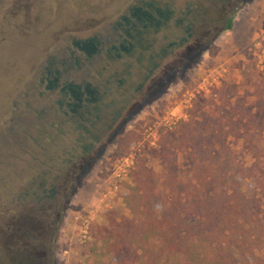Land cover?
Returning a JSON list of instances; mask_svg holds the SVG:
<instances>
[{"label":"rangeland","instance_id":"374dc122","mask_svg":"<svg viewBox=\"0 0 264 264\" xmlns=\"http://www.w3.org/2000/svg\"><path fill=\"white\" fill-rule=\"evenodd\" d=\"M198 1L0 0V217L19 209L18 193L37 176L44 154L42 143L38 146L35 140L52 138L48 146L45 142L48 154L71 150L79 138L89 144L98 132L91 126L93 120L82 125L74 114L91 110L92 98L103 86H112L117 79L133 82L124 109L63 179L61 197L69 203L55 244L57 264H88L94 240L89 228L105 224L112 209L131 215L124 193L133 184V169L144 162L158 172L163 170L161 161L152 157L149 149L156 145L161 131L188 117L193 98L203 97L207 111L219 122L228 121V115L237 119L243 114L242 104L253 102L252 91L264 75L260 62L264 0H232L219 24L225 26L232 17L238 25L233 36L227 30L217 36L214 25L198 26L189 45L173 46L145 79L138 75L142 69L137 61L141 48L120 59L108 56L107 48L120 45L126 38L124 19L129 20L133 8L148 10V2H154L157 6L169 5L178 14ZM222 8L219 4L209 12L216 16ZM251 18L259 32L255 51L243 41L253 32L248 31ZM183 35L181 28L170 22L153 34L158 43L154 46L173 43ZM238 38L243 45L234 53L245 45L251 66L241 93H237L241 84L233 76L214 70L220 64L222 48L233 45L234 40L237 43ZM208 43L219 47L217 54L204 52L192 62ZM51 121L58 123L60 130L50 127ZM130 131H136L139 137L127 145L129 138L120 137ZM229 142L240 159L252 162L240 141L231 138ZM260 144L264 146V138ZM179 158L184 170L188 168L184 155ZM244 188L253 192L254 183L247 181ZM153 208L161 216L165 205L156 201ZM22 210L27 212V207ZM53 213L51 210L48 214Z\"/></svg>","mask_w":264,"mask_h":264},{"label":"trees","instance_id":"16d2710c","mask_svg":"<svg viewBox=\"0 0 264 264\" xmlns=\"http://www.w3.org/2000/svg\"><path fill=\"white\" fill-rule=\"evenodd\" d=\"M229 1L233 4L232 0L196 2L193 5L196 19L189 14L186 17L185 10L172 12L168 22L181 28L184 35L171 45H160L161 50L153 59L157 66L173 46L189 45L198 26L210 25L213 16L210 8L219 4L223 7ZM148 10L158 18L154 10ZM132 11L129 20L124 19L126 38L120 45L107 48L110 59L137 52V46L129 52L123 48L129 47L128 41L134 40L131 34L138 30H147L152 38L155 34L152 30L156 26L143 28L142 24L148 20L144 21L139 12L133 14L134 8ZM135 24L137 31L132 29ZM160 25L156 27L158 30L164 27ZM233 27L230 17L215 33L218 36ZM148 43L145 41L144 46ZM218 50V46L208 43L198 50L192 62L204 52L215 56ZM139 51L137 61L145 69L144 51ZM153 69L142 74L143 79ZM262 80L254 92V101L242 104L243 114L237 119L228 115V121H217L207 111L205 99L195 97L188 117L159 133L149 153L161 161L163 170L158 172L144 162L133 169V184L124 193L131 215L112 209L105 224L89 228L94 240L90 244L88 264H264V146L260 144L264 138V75ZM49 126L60 130L54 121ZM101 133L96 132L89 144L84 143V138L76 139L71 150L60 153H47L45 142L48 146L51 137L42 142L35 140L38 146L42 143L44 158L36 169L37 176L18 193L19 209L0 217V264H57L55 244L69 203V199L63 201L61 197L63 179L67 178L72 164L92 148L93 142H98ZM138 137L136 131H130L120 138H129L128 145ZM231 138L240 141L251 155L250 164L239 158L230 145ZM180 154L188 167L185 170ZM247 181L254 183L253 192L244 188ZM156 201L165 205L161 216L153 208ZM25 207L27 212L22 210ZM51 210L54 213L50 216Z\"/></svg>","mask_w":264,"mask_h":264},{"label":"flooded vegetation","instance_id":"af4514ba","mask_svg":"<svg viewBox=\"0 0 264 264\" xmlns=\"http://www.w3.org/2000/svg\"><path fill=\"white\" fill-rule=\"evenodd\" d=\"M232 3L229 1L227 2L225 5H223V8L221 11L215 12L216 16L211 17V21H210V25H214L213 29L214 31H216L217 29L220 28V21H222V18L225 17V15L227 14V12L229 11V6H231ZM189 10H188V9ZM194 8V9H193ZM135 12L133 14L136 15V13H140L144 16L143 20H148V22L143 23V28H147V26L149 25H154L156 27H159L160 24H163L164 27L169 25L168 22V18L170 17V15L172 14V11L169 9V7L167 6H162V5H155L153 3H151L148 7V9L154 10L156 12V15L158 16V18H155V16L153 15V13H150L149 10H141L140 8H134ZM187 10V11H186ZM185 10V16L187 17V15H192L193 18L196 19V13L197 10L193 5H189L186 7ZM152 12V11H151ZM164 18V20L160 19ZM142 19V18H141ZM189 19V18H187ZM193 19V20H195ZM216 19V20H214ZM164 21V22H163ZM192 22V21H191ZM218 22V23H217ZM217 23V24H216ZM137 25H133L132 29L134 30H138ZM136 27V28H135ZM154 28L152 30V32L156 33L158 32V28ZM161 27V25H160ZM146 32H148L147 30H138L136 32L135 35L131 34V37L134 38V40L128 41L129 47H125L123 48L126 52L132 51L133 48L135 46H137L135 51H138L137 49L142 47L143 49V53L142 54L144 57L143 63H144V67L145 69H141L139 70V74H147L148 71L151 72L153 67H157V63H155L153 61V59L155 60V57L158 56V51L159 49L161 50V44H159L158 46L160 48H156L154 45L158 44L157 41L150 37L149 34H147ZM211 32V31H210ZM143 33H144V37H143ZM209 32H207L206 34H208ZM148 35V36H146ZM87 41H91V40H87ZM149 41L148 44H146V46H144V42ZM171 45V43H170ZM140 49V50H142ZM140 52V51H139ZM159 63V62H158ZM155 67V68H156ZM154 70V69H153ZM110 85V84H109ZM114 86V88H112ZM133 88V82L129 81L127 79H117L116 84L114 85H110V86H103L102 89L100 90H96V96H94L92 98V103H93V107L91 110L85 111L82 114H74L75 116H77V120H84L87 121L86 119H88V121L93 120L91 123V126L93 128H95V131H99L102 132L103 129H105L106 127L109 126L110 123H112V121H114V119H116V117L118 116L119 112L122 111L125 107V105L129 102L127 98L128 94L131 92ZM115 91L117 93H115ZM66 92V91H65ZM95 94V92H94ZM75 112L76 110L73 109ZM86 116H89L86 118ZM81 117V118H80ZM111 121V122H110ZM80 123H82V121H80ZM83 125V123H82ZM91 129V128H90ZM93 137H96V134H94Z\"/></svg>","mask_w":264,"mask_h":264},{"label":"crops","instance_id":"0c3cea01","mask_svg":"<svg viewBox=\"0 0 264 264\" xmlns=\"http://www.w3.org/2000/svg\"><path fill=\"white\" fill-rule=\"evenodd\" d=\"M254 24H255V21H253L251 18L250 24L248 25V31H253V32H251L250 38H249V35L246 39L243 38V41H247L250 43V46H251L250 49L253 51L256 50V47H257L256 37L259 35V32L254 29ZM263 27H264V16H263ZM236 31H238V25L237 23L234 22V27L230 30H227V32L228 33L230 32L231 36H233V34L236 33ZM241 40L242 39L238 38L237 43H235L236 41L234 40V43H232L233 45L224 46L222 48L221 54L223 55L220 57L221 58V61H219L220 64L218 67L214 69L220 73L226 72L227 75L233 76V78H235L238 81V83L241 84L240 85L241 88L237 90V93H241V90L243 88L242 84L245 83L247 85V76H248V72H250V69H251V66L248 64L250 55L248 54L247 51L244 50L245 45L243 46L244 47L243 50L235 51L234 53V50H238L243 45V41L241 42ZM239 41H240V44H239ZM222 75H224L225 77L226 74H222ZM262 79L263 77L260 76L259 83L263 81ZM259 83H257V85L255 86V89L252 91L254 99H255L254 92L256 88L258 87Z\"/></svg>","mask_w":264,"mask_h":264},{"label":"built area","instance_id":"2783aa9c","mask_svg":"<svg viewBox=\"0 0 264 264\" xmlns=\"http://www.w3.org/2000/svg\"><path fill=\"white\" fill-rule=\"evenodd\" d=\"M261 69L264 72V47H263V56L261 57Z\"/></svg>","mask_w":264,"mask_h":264}]
</instances>
